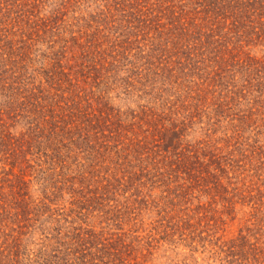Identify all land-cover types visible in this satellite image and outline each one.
Instances as JSON below:
<instances>
[{"label":"trees","instance_id":"16d2710c","mask_svg":"<svg viewBox=\"0 0 264 264\" xmlns=\"http://www.w3.org/2000/svg\"><path fill=\"white\" fill-rule=\"evenodd\" d=\"M45 1L0 0V264H264V0Z\"/></svg>","mask_w":264,"mask_h":264},{"label":"rangeland","instance_id":"374dc122","mask_svg":"<svg viewBox=\"0 0 264 264\" xmlns=\"http://www.w3.org/2000/svg\"><path fill=\"white\" fill-rule=\"evenodd\" d=\"M61 1L62 0H47L43 2L44 3L43 7H39L37 9V12H39V16L49 17L50 19H53V16L56 14L57 9L60 6V3H62ZM63 1L64 2L68 1V2L61 5V11L64 12L65 14L62 16L63 19L57 22L59 24V28L56 30V32L54 33L48 32L47 29L49 28V26H45L41 30V33H44L43 35L46 40L47 39L53 40L54 38L52 34H55L63 41H72L73 38H70L71 34L69 33V29L71 27L70 24L72 23L79 24L78 26L75 25L74 29H78L81 24H86L89 31H92V29H90L91 26L95 27L96 24L102 23L101 20L104 19V12L102 13L101 9H104L105 12L110 11L108 7L109 4L101 0H99V4L97 0H79L78 2L75 0H70V3L69 0H63ZM110 14L111 13H106L108 20H110L109 19ZM52 25H55V23L52 22L51 26ZM218 135L221 134L218 133ZM199 136L200 134L198 133L194 135L195 138H199ZM261 140L264 141V137H261ZM199 200L201 202H205L206 197H200ZM241 215L242 213H238L236 215V219L229 220L228 229H230V231H235L238 227L241 226V224L239 223V219L241 218ZM227 236L230 237L231 235H227ZM167 259L171 260L170 264H178L182 262H184L182 264H222L221 261L218 260L216 257L210 256L207 253V251L203 252L200 247L198 248V251H196L191 256L190 251H188L187 248H183L181 246L172 250V246L163 244L155 253V260L157 262L166 263Z\"/></svg>","mask_w":264,"mask_h":264}]
</instances>
